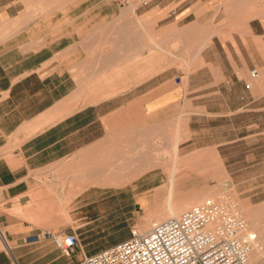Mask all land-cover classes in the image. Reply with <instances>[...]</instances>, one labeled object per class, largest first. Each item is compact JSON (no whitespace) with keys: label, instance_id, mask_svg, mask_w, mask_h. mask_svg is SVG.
I'll return each instance as SVG.
<instances>
[{"label":"crops","instance_id":"1","mask_svg":"<svg viewBox=\"0 0 264 264\" xmlns=\"http://www.w3.org/2000/svg\"><path fill=\"white\" fill-rule=\"evenodd\" d=\"M182 121L180 153H230L233 131L264 170V0H0V264H83L126 238L124 206L157 201L130 187L165 181ZM110 165L143 175L111 184ZM45 231L73 252L27 240Z\"/></svg>","mask_w":264,"mask_h":264},{"label":"built area","instance_id":"2","mask_svg":"<svg viewBox=\"0 0 264 264\" xmlns=\"http://www.w3.org/2000/svg\"><path fill=\"white\" fill-rule=\"evenodd\" d=\"M251 78L260 76L256 68ZM241 216L219 197L207 199L154 222L150 229L130 228L129 235L111 246L86 255L83 264H247L254 233H245ZM50 238L65 255L76 244L74 232L45 231L27 240Z\"/></svg>","mask_w":264,"mask_h":264},{"label":"rangeland","instance_id":"3","mask_svg":"<svg viewBox=\"0 0 264 264\" xmlns=\"http://www.w3.org/2000/svg\"><path fill=\"white\" fill-rule=\"evenodd\" d=\"M142 1L144 2L145 0H142ZM180 126L182 130H184L183 121L180 123V125H178V128ZM233 136H236V133H234L233 131L226 132V141H230L232 144L230 145L226 144L227 146L225 147V151H230V153H227L224 155H208L207 156L206 153L203 151L197 152L195 154H182L181 153L182 155H189L191 159L202 157L203 159H207V162L199 163V164L192 162L193 164L192 163L187 164V166H190V167L191 165L204 167L205 171L203 170L200 173H198L197 170H190L193 173L192 174L193 177L191 178L193 182H191V184L187 183L185 186L184 184L185 181H184L181 183V185L178 186L177 190L188 189V188L190 189L186 190L185 195L184 194L178 195L177 198L190 197L195 191H198L200 189H207V188L214 187L215 185H217L218 179L215 175V172H212L213 170L212 168H214V166L218 168H223L224 172H227L232 176V178L234 179L235 185H236V178L240 180L241 185L238 187L235 186L236 196L234 195L232 196L235 198L236 203L246 206L249 210V213L251 214V218H250L251 220L249 219L248 221V231L255 233L253 245L255 247H258V245L263 246V243L260 241V239L263 238V231H264V170H259L255 172L253 170L251 171L248 169V166H249L248 164L250 163L251 158L253 156L249 154L236 155V139L232 138ZM256 157L258 160L264 159V155H258ZM236 166H243L245 167V169L239 171V170H236ZM162 174H165L166 176L165 172H162ZM255 174L257 175L256 177H254ZM165 180H166V177H165ZM251 183H256L257 186L253 187ZM221 192L223 191L219 190L217 193L221 195V197L224 199V202H226L232 209L229 201H226V199L229 200V198L224 197ZM165 195H166L165 192H161L160 194H158L157 201L154 203H150L151 207H149L146 210V213H145V209L142 210L138 203L137 204L130 203L129 208L127 210L128 215H129V228L132 225H137V226H140L142 230L150 229L151 226L150 228H148L149 225L145 226V223H144L145 218L143 216L144 214H147V215L153 214V216L150 217L151 219L150 222L152 224L154 222L167 218V217L157 218L156 216H154V214L155 215L158 214L163 209V203L166 197ZM151 198H154V197H151ZM192 205L193 204H191L190 206ZM124 208L127 209L125 206ZM104 209L107 212L108 216L111 217L117 210L120 209V207L117 205V203L114 200H111L105 205ZM137 210L138 212H136ZM253 221H255V223L258 226L257 231L254 230V228L252 227Z\"/></svg>","mask_w":264,"mask_h":264},{"label":"bare ground","instance_id":"4","mask_svg":"<svg viewBox=\"0 0 264 264\" xmlns=\"http://www.w3.org/2000/svg\"><path fill=\"white\" fill-rule=\"evenodd\" d=\"M145 77H147V76H145ZM117 92H115V93H117ZM108 93L110 94V92H108ZM106 94H107V92H106ZM135 104H137V103H135ZM131 106H133V107L130 109H133L135 107L134 104L133 105L131 104ZM136 107L139 108L138 105H136ZM130 109H129V111H130ZM139 109L141 110L142 108H139ZM133 112L134 111L131 110L132 114H133ZM142 114H143V112H142ZM113 116L115 117V115H113ZM132 116L130 117L128 115V117H130L131 119H132ZM181 130H182V128L180 126L178 131H177V134L172 139V143H171L172 147H171V151H170V153H171L170 159L172 162L171 163L172 166L169 169H167V167H166V170L164 171L166 173L165 182H162L160 185L147 184L145 186H138L137 185L138 187L137 186L130 187L131 191L134 194L136 193V194L142 195V197L140 198L141 206L142 207L147 206L148 203L150 202L151 197H154L155 199H157L158 194H160L161 192H165L166 197L164 199L163 209L158 214H156L154 216H156L157 218L178 216L184 209L189 207L191 204L194 205V204H197L201 201H204L207 199H212V198L215 199L217 197H219L221 200L224 201V199L221 197V195L217 193L219 190H221V191H223V192H221L223 194V196L226 198H229V200L226 199V201H229V203L231 204L233 212L238 214L239 216H241L242 219L244 220V222L246 224L245 233H253V232L248 231V221L251 218V214L249 213V210L246 206L241 205L239 203H236L235 198L232 196V195L236 196V188H235L234 179L232 178V176L229 173L224 172L223 168H218L216 166H214V168H212L213 169L212 172H215V175L218 179V183L214 187L207 188V189H200L198 191H195L190 197L177 198L178 195H182V194L185 195V193H186V191L184 189L177 190V188L179 185H181L182 182L186 181L185 179L193 177V175H192L193 173L190 170H197L198 173H200L201 171H203L205 169L204 167L192 166V165L190 167V166H187V164L192 163V162H195L196 164L207 162V159H203L202 157H197L195 159L194 158L191 159L189 155H182L180 153V151L178 149V144L184 138V136L181 134ZM161 156H164V155H161ZM117 167H119V166L110 165L107 168L101 169L102 172L100 173L101 174L100 179L101 180L106 179L107 182H109L111 184L124 183V182L131 181V179H134L136 176L143 173L140 170H137V171H133V170L121 171ZM187 167H189V168H187ZM229 194H230V196H229ZM125 207L129 208V204L125 205ZM150 220H151L150 217H147V219L145 221V226L149 225L148 228H150V226H152L151 225L152 223L150 222ZM137 227L140 230H142V228L140 226H137ZM252 227L254 228V230L257 231L258 226L255 223V221L252 222ZM254 236H255V233H254ZM253 242L254 241H252L251 251L253 249V253L254 252L260 253L261 252L260 248L255 247L253 245ZM251 251H250V253H251ZM250 253H249L248 263L250 260Z\"/></svg>","mask_w":264,"mask_h":264}]
</instances>
